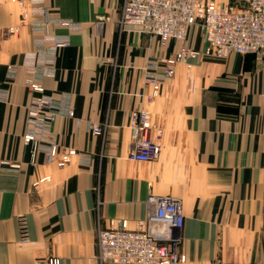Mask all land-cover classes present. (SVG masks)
Here are the masks:
<instances>
[{"label": "crops", "instance_id": "1", "mask_svg": "<svg viewBox=\"0 0 264 264\" xmlns=\"http://www.w3.org/2000/svg\"><path fill=\"white\" fill-rule=\"evenodd\" d=\"M122 4L45 0L49 14L77 29L47 28L69 45L57 50L53 76L36 75L42 93L27 85L25 65L41 37L23 24L2 40L0 88L9 95L0 99V264H118L100 262L98 229L120 220L137 229L151 195L182 203L185 222L175 238L183 264H264V54L201 59L190 70L179 64L150 102L145 65L173 56L182 43L161 48L156 38L122 32ZM20 18V9L0 0V28ZM184 44L202 50L201 28L193 27ZM14 64L18 72L8 80ZM42 94L71 96L74 115H60L48 135L61 152L73 148L88 162L75 155L60 165L63 154L50 160L45 150L33 158L24 138L27 107ZM136 110L149 111L161 130L155 160L130 159ZM93 127L104 131L94 135ZM5 162L18 164V172H6Z\"/></svg>", "mask_w": 264, "mask_h": 264}, {"label": "built area", "instance_id": "2", "mask_svg": "<svg viewBox=\"0 0 264 264\" xmlns=\"http://www.w3.org/2000/svg\"><path fill=\"white\" fill-rule=\"evenodd\" d=\"M20 7L31 5L33 14L41 11L34 3L44 0H13ZM245 6H218L206 0H123L121 16L118 21L122 32H132L158 39L161 47H166L174 40L182 43L176 54L162 62L150 59L144 68V79L151 88L149 101L160 95L164 82L175 74L174 66L187 63L191 68L198 60H224L231 54H264V0H245ZM27 17V14L25 15ZM36 31H44L48 23L34 20ZM70 26L69 22H62ZM200 26L205 34V47L198 51L184 45L189 31L193 26ZM7 35L14 32L13 28L4 30ZM0 31V46L3 39ZM37 51L29 54L25 65L29 70L28 85L38 92H43L42 85L36 75L53 76L54 57L58 48L68 43L56 37H45L36 40ZM17 65L8 67L7 78L13 80L18 72ZM8 90L0 88V99H7ZM71 96L66 95L55 101L52 97L42 94L33 99L28 107L27 123L29 132L24 136L32 145L33 158L41 150L46 151L50 160L60 159V165L70 162L78 155L80 161L88 162L89 157L77 153L73 148L59 149L58 143L51 142V125L60 115L72 117ZM131 124L135 130L133 148L130 159L139 162L155 160L160 155L161 146L150 135L156 129L151 114L147 110L132 112ZM103 129L93 127L94 135H101ZM8 165L6 172L16 173L18 164ZM148 215L138 223L137 229H131L128 221L120 220L108 228H100L97 232L98 258L101 263L118 264H183L185 256L177 247L175 233L182 229L185 217L182 203L172 198H161L151 195L147 199ZM21 241L27 240L25 220L19 219ZM48 264H60V259H49Z\"/></svg>", "mask_w": 264, "mask_h": 264}, {"label": "rangeland", "instance_id": "3", "mask_svg": "<svg viewBox=\"0 0 264 264\" xmlns=\"http://www.w3.org/2000/svg\"><path fill=\"white\" fill-rule=\"evenodd\" d=\"M9 1V3H11V4H13V5H15L18 9H20V13H21V18H20V20H19V23L18 24H16V25H13V26H10V27H8V28H0V31L3 33V39L5 38V37H7V36H11V35H16L17 33H18V31H19V28H20V26L21 25H23V24H28L29 26H32V24H34L33 22H34V20H37V19H39V20H44L46 23H48V27L52 24V23H54V24H56V25H58V26H64V27H68L69 29H71V30H76L77 28H76V25H75V23L72 21V20H69V19H63V18H60V17H58V16H53V15H51V14H49V11L47 10V8L45 7V0L42 2V1H40V2H37V3H34V5H36L37 6V8L38 9H40V11H41V14L40 15H36V14H33L32 13V10H31V5H27L26 7H20L19 6V4L16 2V1H13V0H8ZM30 2H31V0H29ZM206 1H208V2H214V3H216V5H218V6H238L239 8H243L244 6H245V0H234L235 2H231V3H229L228 5L226 4V5H221V4H219V3H217V2H215L214 0H206ZM233 1V0H232ZM122 10V9H121ZM27 14V17H25V15ZM120 19V18H119ZM64 21H66V22H69L70 23V26H68V25H63L62 24V22H64ZM47 27V28H48ZM193 27H199V28H201L200 26H193ZM193 27H191V29L193 28ZM10 28H13V30H14V32L13 33H11V34H9V35H7V33H5V31L4 30H6V29H10ZM47 28H45V30L44 31H36L34 28H33V26H32V31L34 32V34H36L37 36H39V37H41V39H43V38H45V37H56V38H59V39H62V40H64L65 42H67L68 43V45H69V40L68 39H66V38H63V37H59V36H57V35H52V34H50L49 32H48V29ZM190 29V30H191ZM201 30L203 31V29L201 28ZM189 33H190V31H189ZM139 34V33H138ZM203 34H204V31H203ZM188 37H189V34H188ZM188 37H187V39H188ZM2 39V40H3ZM186 39V40H187ZM185 40V41H186ZM204 40H205V34H204ZM174 40H172V41H170L169 42V44L171 43V42H173ZM184 41V42H185ZM175 42H177V41H175ZM184 42H183V44H184ZM159 44V43H158ZM168 44V45H169ZM1 45H2V41H1ZM168 45L166 46V47H168ZM182 45V44H181ZM184 45H186V44H184ZM159 46H160V44H159ZM186 46H188V45H186ZM1 47L2 46H0V50H1ZM161 47V46H160ZM166 47H161V48H166ZM189 48H192V47H190V46H188ZM63 48V47H62ZM179 48H180V46H179ZM179 48L177 49V51L179 50ZM59 49V48H58ZM192 49H195V48H192ZM195 50H197V49H195ZM35 51H37V47H36V50ZM34 51V52H35ZM176 51V52H177ZM198 51H200V50H198ZM176 52H175V54H176ZM174 54V55H175ZM173 55V56H174ZM173 56H171V57H168V58H166L164 61H162V62H165V61H167L169 58H172ZM28 58V57H27ZM204 61H211V62H216V61H221V60H204ZM197 61H195L193 64H195ZM179 64H184L185 65V67H187L188 68V65H187V63H178V64H176L175 66H174V69H175V74H174V76L172 77V78H170V79H168V80H166L165 82H164V84L165 83H168L169 81H171L175 76H176V67L179 65ZM15 65V64H14ZM10 66V65H9ZM8 66V67H9ZM193 66V65H192ZM189 70L191 69V68H188ZM28 79H29V70H28ZM9 80V79H8ZM14 80V79H13ZM28 81V80H27ZM163 84V85H164ZM27 85H28V82H27ZM29 86V85H28ZM149 86V85H148ZM30 87V86H29ZM150 87V86H149ZM163 87V86H162ZM30 89H32V88H30ZM44 89V88H43ZM8 90V89H7ZM33 91H35L34 89H32ZM36 92H38V91H36ZM42 93V92H41ZM8 95H9V90H8ZM150 95H151V88H150V93H149V95H148V100H149V97H150ZM160 96H161V93H160V95H158L157 97H155L154 99H152L150 102H152V101H156L157 99H159L160 98ZM40 97V96H39ZM36 98H38V97H36ZM35 99V98H34ZM32 101H33V99H32ZM31 101V102H32ZM31 104V103H30ZM30 106V105H29ZM28 106V107H29ZM28 107H27V110H28ZM27 116H28V114H27ZM151 120H152V118H151ZM152 123H153V121H152ZM154 124V123H153ZM155 125V124H154ZM156 126V125H155ZM156 129H158L157 127H156ZM160 130V129H159ZM153 133L156 135V138L154 139L153 137H152V135H153ZM149 135L155 140V141H157L158 142V139L160 138V136H161V133L160 134H158L155 130H153L152 132L150 131V133H149ZM159 143V142H158Z\"/></svg>", "mask_w": 264, "mask_h": 264}]
</instances>
